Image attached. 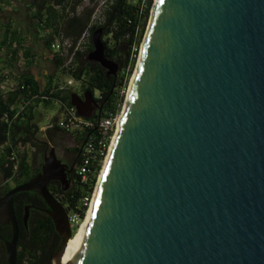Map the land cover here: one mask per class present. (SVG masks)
<instances>
[{
	"label": "water",
	"instance_id": "obj_1",
	"mask_svg": "<svg viewBox=\"0 0 264 264\" xmlns=\"http://www.w3.org/2000/svg\"><path fill=\"white\" fill-rule=\"evenodd\" d=\"M101 31L85 58L114 74ZM126 91L69 264H264V0H152ZM69 103L85 117L95 107L88 89ZM66 171L48 146L40 169L0 194L5 264L16 263L12 197L29 189L60 264L72 231L46 183L65 189Z\"/></svg>",
	"mask_w": 264,
	"mask_h": 264
},
{
	"label": "trees",
	"instance_id": "obj_2",
	"mask_svg": "<svg viewBox=\"0 0 264 264\" xmlns=\"http://www.w3.org/2000/svg\"><path fill=\"white\" fill-rule=\"evenodd\" d=\"M21 1L31 25L46 30L45 43H47L46 39L59 34L74 43L83 30L88 33L84 48L76 50L68 63H65L64 55L51 50L49 45H46L50 63L58 75L49 76L45 86L40 90L29 77L12 84L8 73L0 74V84L8 83L5 90L0 87V175L2 180L11 177L14 184L27 179L40 169L44 149L53 146L51 142L54 138H58L62 133H70L51 125L43 129L42 137L36 136V126L28 121L32 115L31 107L37 102L46 106V103L56 99L60 108L69 103L68 93L71 84L64 88L52 89L56 82L70 76L73 80L79 81L81 90L88 89L91 92L95 107L90 117L108 111L113 112L119 108L122 98L121 89L126 83L134 61L151 3V0H108L102 12V19L91 21L92 6L76 8L81 0ZM18 2L20 0H0V12L17 6ZM96 27H101L102 30L100 37L104 44V55L114 61L118 67L114 74H106L105 68L85 58V53L91 48L90 34ZM0 28L2 30L0 50H4V54H10L16 51L17 47H21L22 31L12 26L10 15H6L5 20L0 22ZM12 43L16 44L13 48H11ZM22 53L25 55L26 52ZM95 92L97 95L94 94ZM42 94L47 97L40 98L39 95ZM18 102L20 106L15 105ZM88 131H91V128L81 132L74 131L75 143L66 149L71 166L70 174L66 173L68 179L70 178L68 186L62 189L59 182L54 180L46 183L49 192L63 205L66 212L77 210L80 216L83 215V206L77 208L79 199L83 194H90L99 167L97 164L94 166V170L87 175L85 182L79 179L76 172V166L80 162L79 148ZM25 143L33 148L30 153L23 151ZM11 152L16 158L15 168L10 158ZM7 188L9 187L0 181V194ZM12 205L18 227L15 264H51L50 256L59 237L52 220L42 211L45 207L43 198L33 189L19 190L13 194ZM24 205H28L25 225L21 218ZM0 235L9 238L10 229L4 230L0 226ZM0 244H2L1 240ZM0 264H5L4 260H1Z\"/></svg>",
	"mask_w": 264,
	"mask_h": 264
},
{
	"label": "built area",
	"instance_id": "obj_3",
	"mask_svg": "<svg viewBox=\"0 0 264 264\" xmlns=\"http://www.w3.org/2000/svg\"><path fill=\"white\" fill-rule=\"evenodd\" d=\"M87 31L83 30L78 39L71 43L67 37L55 35V37L49 41V48L53 51H58L61 55L66 57L65 63L72 60L73 54L76 50H82L85 46ZM73 79L70 76H66L63 81L56 82L53 88H64L66 85L71 84ZM97 95V92L94 93ZM40 98H46L45 94L39 95ZM120 113L119 108L113 112L108 111L105 114L98 115L96 117L82 116L77 113L75 107L68 103L62 105L58 116L53 120L45 124V127L55 125L62 129L64 132L84 131L91 128L88 131L80 145V162L76 166V172L79 175V179L83 182L86 181L87 175L94 170V166H98L103 163L104 157L107 153L108 146L110 144L112 135L116 128V117ZM15 115V114H14ZM5 117V115H4ZM10 158L13 160V167H16V158L14 153L11 152ZM91 200V193L89 195L83 194L79 199L77 208L83 206V215L80 216L77 210H71L66 212L69 224L78 226L81 219L84 217L86 209Z\"/></svg>",
	"mask_w": 264,
	"mask_h": 264
},
{
	"label": "crops",
	"instance_id": "obj_4",
	"mask_svg": "<svg viewBox=\"0 0 264 264\" xmlns=\"http://www.w3.org/2000/svg\"><path fill=\"white\" fill-rule=\"evenodd\" d=\"M15 7L16 6H14V8ZM6 15L7 14H5L3 18H0V22L5 20ZM12 26L22 31L20 35L22 39L21 47H17L15 49L16 51L11 52L10 54H4V50H0V74L4 72L8 73V78L12 84L24 79L25 77H29L37 86L38 90H40L45 86L49 76L57 77L58 75L57 71L54 72L48 56L49 50L46 49V45H48L49 41L55 36L53 35L51 38L46 39L47 43H45L44 35L46 34V30L43 31L36 26L33 27L31 23L30 26L28 24H17L14 17H12ZM1 31L2 30L0 28V37ZM15 45L16 44L12 43L11 48ZM23 51L26 52L25 55L22 53ZM9 55L10 57H8ZM13 55L14 57H12ZM6 61H8V63H6ZM61 80H63V77ZM7 85L8 83L2 82L0 87L5 90ZM69 88H71L70 92H78L72 87V85ZM15 105L20 106V103L18 102ZM59 111V101L56 99L46 103V106L42 105L41 102H37L31 107L32 115L28 118V121L30 124H34V126H36L35 132H39L40 137H42L41 132L45 128V125L37 124L36 116L39 117L41 114H44L47 118V122H49L53 121L58 116ZM32 149L33 148L28 145V143L23 145L24 152L30 153ZM0 181L8 187L14 185L11 177L2 180L0 175Z\"/></svg>",
	"mask_w": 264,
	"mask_h": 264
},
{
	"label": "rangeland",
	"instance_id": "obj_5",
	"mask_svg": "<svg viewBox=\"0 0 264 264\" xmlns=\"http://www.w3.org/2000/svg\"><path fill=\"white\" fill-rule=\"evenodd\" d=\"M107 1L108 0H81V2L79 4H77L76 8L80 9L82 6H86V5L92 6L93 10H92V15H91V21H100L102 19V12H103L106 4H107ZM151 3H152V0H151ZM151 3H150V6H151ZM22 4H23V1L20 0V2H18L17 6L15 8L14 7H12V8L9 7L8 9H5V11L0 12V18H3V16L5 14H7V15H10V16L14 17L15 20L17 21V23L22 24V25L28 24L30 26L31 20L27 16L26 9H25V7H23ZM150 6H149V9H150ZM148 14H149V10H148ZM148 14H147V18H148ZM147 18H146V20H145V22L143 24V27H142L141 35H140L138 46H137L136 55H135V58H134V61H133L132 65H131L130 71L128 73L126 83L123 86V88L121 89L122 98H121V102H120V105H119V111L121 110L123 101L125 100V95H126V92H127L126 90H127L128 83H129V81H130V79H131V77L133 75L134 64H135V60H136V57H137V54H138L139 44H140L144 29H145V26H146V23H147ZM117 70H118V67L116 68V71ZM71 85H72V87L74 89H76V91H78V92L81 91L78 80H73ZM36 123L39 124V125H43V124L45 125L47 123L46 116L44 114H41V116H39V117L36 116ZM61 135L58 138H54V141H52L51 144L53 145V148L55 150L56 156H58V157L59 156H63V157L67 156V157H69V154H66V152H67L66 149L74 145L75 141H74V139L72 140V138H75L74 137L75 132L62 133ZM36 136H40V133L36 132ZM102 165H103V163L101 162V164L99 165L98 170L96 172L95 180H94L91 192H90L91 196L93 195V192H94V189H95V182L97 183L98 178H99V176L101 174V171H102V168H103ZM86 211H87V209H86ZM85 215H86V212H85ZM85 215H84V217H85ZM84 217L81 219V221L84 219ZM77 227H75L74 224H71V231H72L73 234L77 231V229H78Z\"/></svg>",
	"mask_w": 264,
	"mask_h": 264
},
{
	"label": "bare ground",
	"instance_id": "obj_6",
	"mask_svg": "<svg viewBox=\"0 0 264 264\" xmlns=\"http://www.w3.org/2000/svg\"><path fill=\"white\" fill-rule=\"evenodd\" d=\"M118 118H119V114L116 117V122H117ZM113 136H114V133H113L111 139H113ZM111 141H110V143H111ZM109 147H110V144L108 146V149H109ZM106 156H107V154L105 155V158L103 160V164H104V161L106 159ZM88 206L89 207L87 208L86 215H85L84 219L82 221H80V223L78 224L77 231L74 234L73 233L71 234V236L66 240V242H65V244L63 246V249H62V251H61V253L59 255L60 264H69V262H68L69 257L71 255V253H72V251H73V249H74V247H75V245L77 243V240H78V238H79V236H80V234H81V232L83 230V227L85 225V222H86V219H87V216H88V212H89V209H90V206H91V200H90V203H89Z\"/></svg>",
	"mask_w": 264,
	"mask_h": 264
},
{
	"label": "flooded vegetation",
	"instance_id": "obj_7",
	"mask_svg": "<svg viewBox=\"0 0 264 264\" xmlns=\"http://www.w3.org/2000/svg\"><path fill=\"white\" fill-rule=\"evenodd\" d=\"M78 93V95H80L81 96V93H82V90L81 91H79V92H77ZM72 140H73V138H72ZM66 154H69L68 152H66ZM58 157V156H57ZM59 158H60V160L62 161V162H65L66 163V168H67V171H66V173L67 174H70V172H71V166L69 165V157H67V156H65V157H63V156H59ZM70 179V178H69ZM51 180H54V181H58V180H56V179H51ZM45 207H46V204H45ZM45 207H43V208H45ZM43 208H42V211H43ZM44 212V211H43ZM0 226L5 230V229H7V228H9L10 229V224L9 223H4V224H0ZM2 242V241H1ZM1 260H4V263H5V250H4V245H3V243L2 244H0V261Z\"/></svg>",
	"mask_w": 264,
	"mask_h": 264
}]
</instances>
